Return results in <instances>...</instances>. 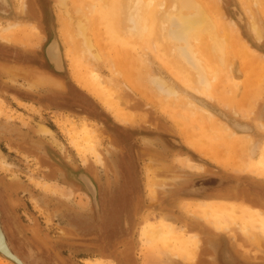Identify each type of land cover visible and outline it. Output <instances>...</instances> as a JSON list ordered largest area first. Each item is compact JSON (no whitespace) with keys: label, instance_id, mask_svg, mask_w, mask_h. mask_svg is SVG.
Masks as SVG:
<instances>
[{"label":"rangeland","instance_id":"obj_1","mask_svg":"<svg viewBox=\"0 0 264 264\" xmlns=\"http://www.w3.org/2000/svg\"><path fill=\"white\" fill-rule=\"evenodd\" d=\"M4 1L7 7L10 2L11 10L8 16L0 15V28L8 23H33L43 36V41L36 48H32L33 45H23L18 40H0V65L6 66L4 72L0 70V158H4L7 164L5 171H0V196L3 195V199L0 197L1 221L8 244L23 262L109 264L108 261L111 264H164L163 258L160 259L146 251L141 238L144 226L157 214L173 227L183 226L187 234L196 233L200 241L196 258L200 256L205 264H212L214 261L223 264H264V258H260L264 257V240L260 242L258 238L252 243L234 227L220 233L207 226L202 218L181 210V206L186 202L225 200L248 204L264 211V175L258 171L240 170L231 166V163L246 164L247 161L256 164L259 149L249 157L248 144L239 148V145L226 142L222 138H212L211 129L204 128V125L188 123L186 118H174L175 111H169L161 105L162 99L157 98L156 91L149 87L144 79L146 73H142L146 70L142 69H147L146 64L149 62V69L165 79L168 85L170 83L180 91L183 88L157 62L152 50L145 51L144 58L141 49H137L139 52L135 50L132 60H136L137 55L138 63L131 60L127 63L128 58L123 59V63L126 62L124 67L133 74L136 73V76L133 75L136 77L135 87L127 82L122 73L118 75L115 71L114 75L111 71L113 67H109L107 63L109 61L90 59L95 67L91 66L95 75L105 81L115 95L123 98L121 106L137 116L132 124L116 121L111 112L106 111L96 98L72 81L66 55L67 45L61 37L65 23L60 19V15L65 14V9L59 7L55 0H24L23 11L20 9V0ZM217 1L219 5L216 0H196V3L204 4L207 10L209 8L213 18L218 10L222 11L223 19L214 18L225 25V28L222 26L223 29H220L223 32L220 36L228 35L233 42L235 38L236 49L239 48L240 52L242 50L241 46H237L240 44L234 33L228 31L229 20L238 27L239 37L259 56L264 57V7L259 8L264 6V0H258L257 7L255 0ZM70 3H66V9L75 21L74 17L77 18V15ZM247 3L255 9L252 11V22L261 26L260 40L249 29L251 16L245 8ZM73 20L70 21L75 24ZM52 32L56 34L57 42L61 46L64 72L54 71L43 53ZM90 33L92 31H87L89 41L93 48L95 47L92 52L97 51L99 56L103 54L101 51L106 53V50H100L102 48L97 50L100 45L94 41V34ZM109 53L113 57L112 52ZM138 55H142L141 60ZM81 59L79 62L85 63V58ZM243 60V64L239 58L231 62L236 85L230 84L226 87L236 99H241L248 93V100L242 104V108L226 106L222 101H217L216 96L208 101L196 96L194 98L200 102L204 101L207 108L220 117L226 116L240 124L253 126L251 135L254 140L258 139L260 144H264V130L255 126L259 121L264 123V59L257 60L245 54ZM221 68L222 72H226L227 67ZM18 69H28L59 79L64 88L37 84L29 74L17 73ZM250 72L253 75L249 76ZM139 77H144L145 81ZM19 92L24 98L30 99H20L16 96ZM63 115L72 118L75 124L84 121L89 128H97L95 129L100 137L101 146L98 151L102 158L101 164L93 158H87L86 164H82L67 136L55 124V120L63 118ZM222 120L225 121L224 118ZM41 125L49 128L53 137L37 133L36 130ZM186 134L198 137L199 140L202 138L203 146L211 152L206 154L189 146ZM211 156L225 163L214 162ZM186 159L201 165L202 171L187 168L183 164ZM126 170L129 171L132 178L130 182L133 181L136 189V195L133 197L135 201H131L130 206L123 210L125 214L128 213L129 227L125 232L127 230L129 234L120 232V228L116 229L120 221L107 219L117 213L113 194L122 187L121 181ZM78 172L92 178L97 188L96 201L85 191L86 189L92 196L95 194L90 181L84 176L79 177L80 182L86 181L85 184L81 182L84 189L76 180L75 174ZM148 177H153L158 184L153 201L146 191ZM43 182L55 183L69 189L70 198L41 191L38 184ZM115 218L117 219L116 216ZM111 231L113 234L110 235ZM122 236L128 237V240L124 241L125 245ZM126 246L128 255L123 262L117 252ZM180 261L173 258L171 264H179ZM195 261L188 264H195ZM181 263L186 264L182 261ZM0 264L14 263L0 256Z\"/></svg>","mask_w":264,"mask_h":264},{"label":"bare ground","instance_id":"obj_2","mask_svg":"<svg viewBox=\"0 0 264 264\" xmlns=\"http://www.w3.org/2000/svg\"><path fill=\"white\" fill-rule=\"evenodd\" d=\"M55 1L59 7L65 9V14L60 15V19L64 20L63 23H65L61 30V37L64 44L67 45L66 55L69 62V71L72 74V81L80 89L96 98L106 111L111 112L116 121L132 124L137 116L135 115L136 113L130 112L121 106L123 98L115 95L111 87L105 81L100 80L98 75H95L91 66L95 67L90 62V59L94 61L104 59L105 62H111L110 64L109 62L107 63L109 67H113L111 69L113 74L115 75L116 72L118 75L122 73L127 82L134 86L136 80V77H134L136 75L134 74L136 73L133 74L127 67H124L126 62L123 63V59L128 58L129 62L127 63H130V60L136 62L137 60L139 61L137 55L136 60H132L133 55L135 57V50L141 49L140 52L144 55H138V57L142 56L143 58L146 55L145 51L152 50L151 52L154 53L157 62L183 88L180 91L172 84L169 83L168 85L165 79L152 72V69H149V62L147 61V69L145 67L142 69L146 70L142 72L143 74L146 73V78H144L145 76L141 77L142 79L139 78L141 80L146 79L147 84L150 85L149 87L156 91L157 98L162 99L161 105L169 111H175L173 115L176 119L179 117L186 118L188 123L194 122L197 126L201 124L204 125V128L211 129L212 138H222L226 142L239 145V148H244L248 144L250 146L249 157L250 155L252 157L254 152L259 149V159L256 164L247 161L246 164L242 162L232 165L231 163V166L240 170L258 171L264 175V144H260L258 139L254 140V136L251 135L253 126L240 124L237 120H230L226 116L222 117L221 115V118L208 109L204 102L197 101L194 98L196 96L208 101L209 99L213 100V97L216 96L217 101H222L226 106L232 105L242 108V104L248 100V93L241 99H236L235 95L231 94L226 88L230 84L236 85V79L231 71V62L239 58L240 63L243 64L245 54L257 60L260 58L264 59L239 37V29L231 20L227 21L230 27L228 31L230 30L234 33L236 40L240 44L237 46L242 48L241 52L239 48L236 49L235 47V38L233 42L231 38H228V35L227 37L226 35L220 36L221 33L223 34L220 29L225 28V25L223 26L220 21L217 22L215 20L217 19L216 17L220 18L223 16L221 10L217 11L216 17L213 15L216 18L214 19L210 14L212 11L208 8L209 12L204 4H199V1L196 3V0ZM68 1L71 2L70 4L77 15V18L74 17L75 21L66 9ZM20 2L22 5L20 9L23 11L25 7L24 0H20ZM258 2V0L254 1L255 7L258 6ZM216 3L218 4L217 0ZM262 7L264 6L259 8ZM245 8L249 16H251L249 29L260 40L262 38L261 26L257 22H252L254 18L252 11L255 9L251 8L248 3L245 4ZM2 12H7V4L4 0H0V13ZM241 19L240 16L239 20L241 21ZM70 20H73L75 24L71 23L72 21ZM224 24L226 23L224 22ZM87 31H92L94 36L92 33L90 34L96 38L94 41L100 45L97 50L99 51L100 48H102L100 50H106V53L100 52L103 53L102 55L105 54V57L100 54L102 58L96 54L97 51L92 52L93 44L89 41ZM12 39L22 42L23 45H33L32 48H36L43 41V36L33 23H8L7 26L0 28V40L9 42ZM109 51L112 52L113 57H111ZM137 51L139 52V50ZM46 52L55 67L59 68L58 70H63L61 68L64 66V63H62L63 55L57 39L48 45ZM81 58H85V63L79 62L82 60ZM143 58L142 60L144 61L145 59ZM227 60L230 62L228 63ZM226 63L228 64L226 65ZM132 66H134L133 63ZM222 66L225 69L227 67L226 72L220 70ZM5 69L6 66L0 65V70L4 72ZM12 72H15V70H12ZM17 73L29 74L31 78L34 77V82L40 85L64 88L59 79L50 78L39 72L18 69ZM248 74L249 76L253 75L251 72ZM119 78L121 77L119 76ZM137 82L139 81L137 80ZM6 118L9 117L6 116ZM223 118L225 121L222 120ZM55 124L67 136L71 147L78 154L83 165L86 164L87 158H93L99 164L102 163V158L98 151L101 146L100 137L97 135L96 127V129L89 128L84 121L75 124V121L67 115L63 118H57ZM255 126H260L264 130V123L260 121ZM212 131L217 133V135ZM36 132L40 135L53 137L52 131L43 125L39 126ZM185 137L192 148L200 149L206 154L211 152L203 146L202 138L199 140L198 137L188 134ZM247 140L249 141L247 142ZM211 159L217 163H225L217 157L211 156ZM183 164L191 170L202 171L201 165L194 164L188 159L184 160ZM5 166H7L6 161L4 158H0V171H5ZM80 176H84L90 181L95 189V194L92 196L85 189L82 183L85 184L86 181L82 180L80 184L85 191L90 194V197H96L97 188L92 178L87 174H80ZM157 185L153 177H148L146 191L151 201L156 198ZM38 186L41 191L52 195H59L66 199L71 196L69 189L58 186L55 183L43 182L38 184ZM0 197L3 199V195ZM181 210L190 213L194 217L202 218L207 226L220 233L227 228L234 227L246 240L252 243H255L258 238L260 242L264 240L261 239L264 238V211L262 209H257L248 204L226 202L225 200H203L197 201V203L186 202L181 206ZM1 217L0 211V250L18 261L19 264H26L8 244ZM184 232L183 226L173 227L164 218L155 214L153 220L144 226L141 238H143L146 251L155 254L160 259L163 258L164 261L162 260V262L164 264H171L173 258H178L188 264L197 259L196 254L200 248V241L196 233L190 232L187 234ZM100 263L97 262L96 264ZM107 263L111 264L108 261Z\"/></svg>","mask_w":264,"mask_h":264},{"label":"flooded vegetation","instance_id":"obj_3","mask_svg":"<svg viewBox=\"0 0 264 264\" xmlns=\"http://www.w3.org/2000/svg\"><path fill=\"white\" fill-rule=\"evenodd\" d=\"M130 179H132V178H130V176H129V171L126 170V172H124V176L122 177V181H121L122 187H120V189H117L116 193L113 194L114 195V204H115L114 206H115V210L117 211V213L115 212L114 215L107 217V219L110 218V219H115L117 221H120V225L117 226L116 229L120 228V232L124 231V233L127 232V234H129V233L127 230L125 232V229H127L129 227L128 222H127L128 213L125 214L123 212V210L127 209L128 206H130L129 203L131 201L132 202L135 201V199L133 197L136 195V193H135L136 189L134 188L135 184L133 183V181L130 182ZM133 205L134 204H132V206ZM115 216L117 217V219L115 218ZM113 231L109 232V234L110 235L113 234ZM109 238H110V236H109ZM127 240H128L127 236H122V242L124 243V245L126 243L124 241H127ZM127 255H128L127 246L123 247L119 252H117V256H119L122 259L121 261H123V262L126 259ZM214 264H223V263L214 261Z\"/></svg>","mask_w":264,"mask_h":264},{"label":"water","instance_id":"obj_4","mask_svg":"<svg viewBox=\"0 0 264 264\" xmlns=\"http://www.w3.org/2000/svg\"><path fill=\"white\" fill-rule=\"evenodd\" d=\"M7 2H9V1H7ZM9 4V6L7 7V12H2V13H0V15H2V16H8L9 14H8V12H9V10H11V4H10V2L8 3ZM29 5V4H28ZM57 39V36H56V34L54 33V32H52V36H51V38L49 39V41L47 42V44L45 45V47H44V56H45V59L47 60V62L50 64V66L52 67V69L54 70V71H56V72H64V66L63 67H61V68H63V70H58V68H56L52 63H51V61L49 60V58H48V56H47V47H48V45L52 42V41H54V40H56ZM61 58V57H60ZM61 60V59H60ZM63 63V62H62ZM64 65V64H63ZM202 102H204V101H202ZM80 174H84L85 175V173H83V172H78V173H76L75 174V178H76V180L80 183V179H79V176H80ZM88 177V176H87ZM90 195V194H89ZM96 196V195H95ZM91 199H93V201H96V197H94V198H92L91 197ZM0 256L1 257H3V258H5V259H8L9 261H11L12 263H14V264H19V262L18 261H16L15 259H13V258H11L9 255H6V254H4L3 253V251H1L0 250Z\"/></svg>","mask_w":264,"mask_h":264},{"label":"crops","instance_id":"obj_5","mask_svg":"<svg viewBox=\"0 0 264 264\" xmlns=\"http://www.w3.org/2000/svg\"><path fill=\"white\" fill-rule=\"evenodd\" d=\"M18 92V91H17ZM14 93H16V92H14ZM16 96L17 97H19L20 99H30V98H24V96H21L20 95V92H19V94H16ZM23 97V98H22ZM260 258H264V257H260ZM197 261H195L196 263L195 264H205V262H203L201 259H200V256L196 259ZM211 260V262H212V259H210ZM179 264H183V263H181V261L179 262ZM212 264H214L213 262H212Z\"/></svg>","mask_w":264,"mask_h":264}]
</instances>
